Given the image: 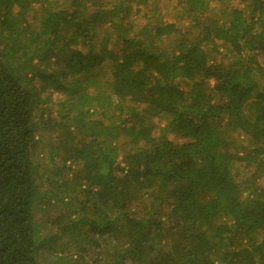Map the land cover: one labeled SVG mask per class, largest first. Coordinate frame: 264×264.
<instances>
[{
    "label": "trees",
    "instance_id": "1",
    "mask_svg": "<svg viewBox=\"0 0 264 264\" xmlns=\"http://www.w3.org/2000/svg\"><path fill=\"white\" fill-rule=\"evenodd\" d=\"M141 1L0 0V264H264V0Z\"/></svg>",
    "mask_w": 264,
    "mask_h": 264
},
{
    "label": "rangeland",
    "instance_id": "2",
    "mask_svg": "<svg viewBox=\"0 0 264 264\" xmlns=\"http://www.w3.org/2000/svg\"><path fill=\"white\" fill-rule=\"evenodd\" d=\"M106 0H103V2H105ZM137 2V3H136ZM155 2L157 5V15L159 17H161L162 20H166V21H171L173 19V14H174V5H175V1L174 0H156ZM138 7L140 8V11L137 13H133V16L131 17L132 22H134V25H136V29L139 31V29L143 26V23L146 22L148 17H145V13L147 11V8L142 7V1L139 3V0H135V2ZM136 4H134L133 8L135 9ZM111 47L117 51L118 48L117 46L114 44H111ZM166 123L165 119H160L158 120V126L163 127L164 124ZM168 138L171 141H179L182 138L179 136H174L173 134H168ZM121 154H118V160L121 159Z\"/></svg>",
    "mask_w": 264,
    "mask_h": 264
}]
</instances>
